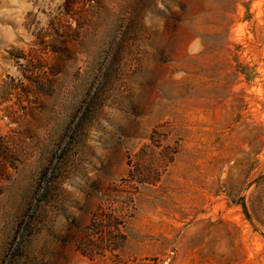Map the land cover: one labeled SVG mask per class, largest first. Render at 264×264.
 Masks as SVG:
<instances>
[{
	"label": "rangeland",
	"instance_id": "1",
	"mask_svg": "<svg viewBox=\"0 0 264 264\" xmlns=\"http://www.w3.org/2000/svg\"><path fill=\"white\" fill-rule=\"evenodd\" d=\"M35 67L52 94L0 102V264H264V0H0V86Z\"/></svg>",
	"mask_w": 264,
	"mask_h": 264
},
{
	"label": "trees",
	"instance_id": "2",
	"mask_svg": "<svg viewBox=\"0 0 264 264\" xmlns=\"http://www.w3.org/2000/svg\"><path fill=\"white\" fill-rule=\"evenodd\" d=\"M19 73V77L9 76L12 79H16L17 84L14 86H0V102H3L4 106L11 110L13 120L16 122L24 115L32 112L36 103L41 102V96H50L53 87V79L47 76L41 68L35 67L29 71L19 69ZM9 138L7 135H0V172L7 174V176L8 168L16 170L14 162L22 161V155L17 150L15 143L9 140ZM135 176L132 170H130L126 178L119 180V185L128 184L138 189V185L134 184L136 181L134 180ZM126 198L132 207L135 199L134 193L131 192L129 195H126ZM119 212L117 207H111L110 209L93 213L89 225L85 228L86 232L82 238L83 241L78 244V248L83 254L99 250L98 254L103 255L107 250H111L100 243H104V241L111 237L121 236L119 222L113 223L114 217H120Z\"/></svg>",
	"mask_w": 264,
	"mask_h": 264
}]
</instances>
